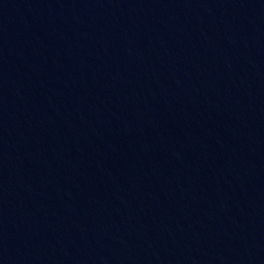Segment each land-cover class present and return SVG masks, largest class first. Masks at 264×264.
<instances>
[{
	"label": "water",
	"instance_id": "water-1",
	"mask_svg": "<svg viewBox=\"0 0 264 264\" xmlns=\"http://www.w3.org/2000/svg\"><path fill=\"white\" fill-rule=\"evenodd\" d=\"M0 264H264V0H0Z\"/></svg>",
	"mask_w": 264,
	"mask_h": 264
}]
</instances>
